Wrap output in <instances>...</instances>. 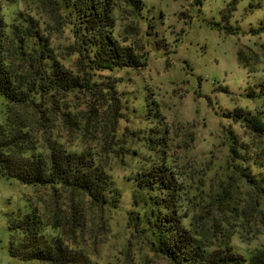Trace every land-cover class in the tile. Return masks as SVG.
<instances>
[{
    "label": "rangeland",
    "instance_id": "obj_1",
    "mask_svg": "<svg viewBox=\"0 0 264 264\" xmlns=\"http://www.w3.org/2000/svg\"><path fill=\"white\" fill-rule=\"evenodd\" d=\"M231 1L115 0V35L145 64L85 73L73 52L72 25L56 0H0L8 22L20 12L35 16L60 61L91 84L65 94L57 114L47 107L38 113L32 104L27 111L34 126L63 148L92 156L120 192L114 206L0 175V264H50L8 251V215L34 208L51 224L48 232L87 264H174L151 243L138 205L146 195L135 177L154 166L166 167L188 193L178 208L187 228L213 242L220 234L247 259L264 244V233L237 225L230 213L218 210L220 223L208 214L209 200L221 190L245 206L251 188L244 174L257 173L264 162V136L232 117L240 108L264 112V0ZM5 103L0 95V121Z\"/></svg>",
    "mask_w": 264,
    "mask_h": 264
},
{
    "label": "trees",
    "instance_id": "obj_2",
    "mask_svg": "<svg viewBox=\"0 0 264 264\" xmlns=\"http://www.w3.org/2000/svg\"><path fill=\"white\" fill-rule=\"evenodd\" d=\"M56 1L72 25L76 38L73 52L85 73L88 69L139 68L145 64L132 45L122 43L115 35V0ZM236 3L231 1V5ZM90 85L89 79L60 61L51 36L35 16L20 12L16 20L8 22L0 2V95L6 102V118L0 121L2 177L32 186L80 192L96 203L118 206L120 192L110 174L89 154L67 150L42 134L27 111L34 104L40 107L38 113L47 107L50 113L57 114L65 94ZM262 90L264 97L263 84ZM232 117L257 136H264L263 111L253 114L240 108ZM259 166L257 173L244 174L251 188L246 205L235 206L238 203L233 202V197L231 200L230 192L221 190L208 202L212 211L208 213L209 220L220 223L222 219L215 217L220 210L240 221L237 225L264 233V162ZM135 180L145 191L146 197L138 205H142V219L151 243L174 264H264V244L247 259L234 252L219 233L215 234L218 242H213L204 232L187 228L178 208L182 195H189L169 177L166 167H151L136 175ZM50 225L36 208L18 218L8 215L9 254L23 261L83 264L85 260L87 264L84 255L48 232ZM228 233L223 234L225 238Z\"/></svg>",
    "mask_w": 264,
    "mask_h": 264
}]
</instances>
